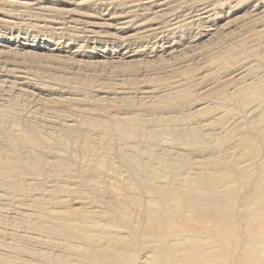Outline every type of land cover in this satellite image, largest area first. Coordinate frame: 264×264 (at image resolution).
Returning a JSON list of instances; mask_svg holds the SVG:
<instances>
[{"label": "rangeland", "instance_id": "1", "mask_svg": "<svg viewBox=\"0 0 264 264\" xmlns=\"http://www.w3.org/2000/svg\"><path fill=\"white\" fill-rule=\"evenodd\" d=\"M117 119L135 123V143ZM263 126L264 0H0V136L16 147L0 142V262L83 264L85 236L62 227L94 221L99 246L98 230L125 235L142 214L127 201L152 197L164 159L246 165L241 139ZM247 191L234 187L235 207ZM145 229L121 263L149 264L160 242Z\"/></svg>", "mask_w": 264, "mask_h": 264}, {"label": "bare ground", "instance_id": "2", "mask_svg": "<svg viewBox=\"0 0 264 264\" xmlns=\"http://www.w3.org/2000/svg\"><path fill=\"white\" fill-rule=\"evenodd\" d=\"M95 123L105 136L112 128L107 122ZM111 124L119 138L129 139L133 143L138 140L139 130L134 122L117 119ZM262 135L261 139L257 135H246L241 139L243 154L248 161L246 165L230 161L221 166L206 155L201 163L202 171L196 172L191 161L164 159L161 165L169 169L167 176H163L159 169L149 171L154 179L147 183L152 197L143 200L138 196L127 201L138 204L142 214L137 216L134 223L120 225L126 236L120 232L121 229L115 233L98 230L104 237L102 246H99L101 236L98 232L94 239L90 238L91 233L88 232L90 226L97 230L94 221L85 225L87 222L82 219L73 221L68 229L62 227L60 233L65 238L85 236L83 264H124L121 262L125 258L130 261L137 255L135 252L139 248L140 233L146 227L145 237L160 242L152 249L149 264H264V153L261 151L264 126ZM1 141H8L7 149L15 155L14 138L0 136ZM83 147L88 150L87 144ZM7 149L0 147V151ZM260 156L262 163L257 166L255 161ZM2 161L9 164L8 160ZM27 161L32 168H37L41 163L37 158ZM21 166L18 162L15 171ZM54 166L61 168L59 163ZM139 168L142 172L143 167ZM161 178L167 182L157 184ZM1 184V187L7 186ZM235 186L248 190L239 201V207H235L232 201L238 200ZM118 207L114 204L109 213L114 219L113 223H117L120 217H126L119 213ZM77 215L79 212L73 217ZM144 220L148 221L145 227ZM40 230L52 231L50 227ZM26 262L16 260L17 264H34ZM133 262L135 259L131 264ZM0 264L12 263L8 259Z\"/></svg>", "mask_w": 264, "mask_h": 264}]
</instances>
